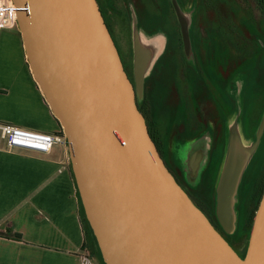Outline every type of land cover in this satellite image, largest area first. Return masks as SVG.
<instances>
[{
    "label": "water",
    "instance_id": "water-1",
    "mask_svg": "<svg viewBox=\"0 0 264 264\" xmlns=\"http://www.w3.org/2000/svg\"><path fill=\"white\" fill-rule=\"evenodd\" d=\"M32 71L66 136L86 218L105 264H264V191L241 258L181 189L137 106L134 85L96 0H13ZM183 41H188L182 25ZM231 138L216 184V216L235 227L234 196L254 150Z\"/></svg>",
    "mask_w": 264,
    "mask_h": 264
},
{
    "label": "rangeland",
    "instance_id": "rangeland-1",
    "mask_svg": "<svg viewBox=\"0 0 264 264\" xmlns=\"http://www.w3.org/2000/svg\"><path fill=\"white\" fill-rule=\"evenodd\" d=\"M103 1L109 32L127 76L134 80V39H138L144 59L146 96L157 98L160 109L165 99L166 110L170 109L168 117L156 108L160 126L156 133L163 132L158 138L164 141L161 148L167 144L166 157L174 139L169 133L173 118H179L186 132L183 137L189 142L209 129L214 132L213 155L204 176L201 168L192 166L195 151L190 158V148L177 150L176 155L181 156L177 164L183 175L176 177L188 196L211 206L227 116L228 131L238 146L243 144L241 121L246 134L257 130L253 140L257 151L242 177L240 202L237 205L235 196L233 200L238 221L237 232L230 239L238 246L250 236L264 177V15L255 0ZM182 25L187 26V42L183 41ZM241 71L250 78H246L247 83ZM242 95L243 106L232 116L233 97L240 107ZM196 122H213V127L195 128ZM200 142L196 148L202 145ZM90 255L95 264H103L98 253Z\"/></svg>",
    "mask_w": 264,
    "mask_h": 264
},
{
    "label": "crops",
    "instance_id": "crops-1",
    "mask_svg": "<svg viewBox=\"0 0 264 264\" xmlns=\"http://www.w3.org/2000/svg\"><path fill=\"white\" fill-rule=\"evenodd\" d=\"M240 74L247 83L246 78H250L242 71ZM241 97L240 107L233 97L232 116L243 106ZM148 100L158 131L157 109L168 117L170 109L166 110L165 99L161 102L163 109L157 107V98ZM226 119L228 122V116ZM235 119L238 121V117ZM0 123L49 134H60L62 129L35 78L17 28L0 31ZM170 124L169 133L174 136L170 155H165L166 143L162 148L170 170L176 176L183 175L177 150L190 148L188 157L195 151L192 166L201 168L204 176L211 140L204 136L189 142L183 137L186 132L179 118H173ZM199 141L205 145L203 150L202 145L195 147ZM220 172L217 169L214 174V188ZM83 212L67 143L56 142L48 152H37L9 148L0 135V264H80L85 242Z\"/></svg>",
    "mask_w": 264,
    "mask_h": 264
},
{
    "label": "built area",
    "instance_id": "built-area-1",
    "mask_svg": "<svg viewBox=\"0 0 264 264\" xmlns=\"http://www.w3.org/2000/svg\"><path fill=\"white\" fill-rule=\"evenodd\" d=\"M15 28L18 29L16 5L13 0H0V31ZM0 135L9 148L37 152H48L56 142L67 143L63 129L60 134H49L0 123ZM80 264H95L88 250L82 251Z\"/></svg>",
    "mask_w": 264,
    "mask_h": 264
},
{
    "label": "trees",
    "instance_id": "trees-1",
    "mask_svg": "<svg viewBox=\"0 0 264 264\" xmlns=\"http://www.w3.org/2000/svg\"><path fill=\"white\" fill-rule=\"evenodd\" d=\"M255 1L257 3L258 7L260 8L262 15H264V0H255ZM96 2L98 4V7H99L100 12L102 14V17L104 19V22L108 28L107 15H106V11H105V3L103 0H96ZM108 30H109V28H108ZM128 78H129V76H128ZM129 80L134 85L133 77L129 78ZM136 103H137L139 111L141 112V114L144 118L147 129L149 131V134H150L151 138L153 139L154 143L156 144V146L159 150V153H160L161 144H160L158 137H157V133H156L157 130H155V128H154L155 121L153 120V117H152V107H151L150 101L148 100V98L146 96L145 86H144L142 98L140 100L137 99ZM160 155L162 157L161 153H160ZM169 171L175 177V179L178 182V184L180 185V187H182L179 180L176 178V175H174L171 170H169ZM263 191H264V177L260 183V187L258 190V194H259L260 199H261ZM188 197L194 203V205H196L201 210V212L206 216V218L210 221V223L212 225H213V223H216L219 225V221H218L217 216H216V192H215V188H214L213 193H212V203H211V206H209V207L207 205H205L204 203H202L201 201L195 199L191 195ZM83 218H84L83 220H84V224H85V242L83 245V250H88L92 254L98 253L102 259L97 240H96L95 235L93 233V230H92V228H91V226H90V224L86 218L85 212H83ZM252 224H253V221H252ZM248 240H249V237L245 241H242L238 246H234L232 242H227V240H226V242L233 248V250L241 258H244L245 253H246V248L248 245ZM102 261H103V259H102ZM103 264H105L104 261H103Z\"/></svg>",
    "mask_w": 264,
    "mask_h": 264
},
{
    "label": "flooded vegetation",
    "instance_id": "flooded-vegetation-1",
    "mask_svg": "<svg viewBox=\"0 0 264 264\" xmlns=\"http://www.w3.org/2000/svg\"><path fill=\"white\" fill-rule=\"evenodd\" d=\"M212 125H213V122L212 123L211 122H207L206 124H204V123L202 124V123L196 122V127L195 128H205L206 129V128H211ZM239 131H240L241 137H243V138H241L242 143H243L242 146H246V149H250L251 146L254 144V141H255V138H256V135H257V130L252 131L251 134H246L245 130L242 127V121H241L240 124H239ZM208 135H209V137H208ZM204 136L206 138H210V140H211V146H210L211 149H210V152L207 154V158H208V156H210L209 161H208L209 164H210L211 156L213 155V146L212 145H213V139H214V132L212 133L210 131V129H209V131H207V134H205V132L200 133V135L197 136L195 138V140H202V139L205 138ZM157 137H158V135H157ZM231 138H232L231 132L228 131V122H227V119L225 118L224 119V126H223L222 146H221L220 164L218 165V172H220V169H221V167H222V165L224 163V159H225V157L227 155V150H228V146H229ZM158 140L160 142L159 138H158ZM259 140L261 141V136H260ZM160 144H161V142H160ZM256 151H257V148L255 147L254 150L247 156L245 165L243 167V171H242V174H241V177H240V181H239L236 193H235V198L237 199V205L240 202L239 188H240V185H241L242 177H243L244 173L246 172L248 166H250V164H251L250 161L253 158V156L255 155ZM163 152H164L163 149L160 147V153L162 154V158H163L166 166L169 168V166L167 165V161L164 158ZM208 162H207V164H208ZM208 168H209V165H208ZM169 170H170V168H169ZM206 171H207V169L205 170V172ZM235 214H236L235 215V227H234V230L232 232H230V233L224 231L220 224L218 225L216 223H213L214 228L221 234V236H223V238L225 240H227V242H231L230 238L234 237L235 236L234 234H236V232H237L238 210L236 211Z\"/></svg>",
    "mask_w": 264,
    "mask_h": 264
}]
</instances>
